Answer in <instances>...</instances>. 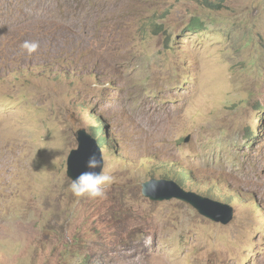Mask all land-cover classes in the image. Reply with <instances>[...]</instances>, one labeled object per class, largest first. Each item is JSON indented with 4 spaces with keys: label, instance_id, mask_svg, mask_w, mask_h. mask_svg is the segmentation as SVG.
I'll use <instances>...</instances> for the list:
<instances>
[{
    "label": "rangeland",
    "instance_id": "rangeland-1",
    "mask_svg": "<svg viewBox=\"0 0 264 264\" xmlns=\"http://www.w3.org/2000/svg\"><path fill=\"white\" fill-rule=\"evenodd\" d=\"M223 5L0 0V264H264V0ZM81 128L103 198L69 189ZM148 180L238 200L224 222Z\"/></svg>",
    "mask_w": 264,
    "mask_h": 264
},
{
    "label": "water",
    "instance_id": "water-1",
    "mask_svg": "<svg viewBox=\"0 0 264 264\" xmlns=\"http://www.w3.org/2000/svg\"><path fill=\"white\" fill-rule=\"evenodd\" d=\"M81 134H79V147L83 150L87 157L91 154H96L98 157L102 154V143L97 136H93L90 132L87 131L86 128H81ZM81 160V157L76 153L74 149L70 156L68 157V170L67 173L70 178H75L80 172L85 171V166ZM98 171V170H97ZM154 181V180H152ZM149 180L143 183L142 190L143 193L150 197L152 200H163V199H171L174 197H178L181 199H186L192 205L198 207V209L207 216L212 218L222 220L224 222H228L232 218V205L229 207L230 210H227L226 213L221 212L218 209L219 200L211 199L209 197L196 195L195 192L191 194L193 197H188L185 194L180 195L176 193L172 187L171 182H167L164 180H158V184L155 192L150 190V186L148 184Z\"/></svg>",
    "mask_w": 264,
    "mask_h": 264
},
{
    "label": "clouds",
    "instance_id": "clouds-1",
    "mask_svg": "<svg viewBox=\"0 0 264 264\" xmlns=\"http://www.w3.org/2000/svg\"><path fill=\"white\" fill-rule=\"evenodd\" d=\"M20 47L22 51L26 52L28 55H32L33 53H36L39 49V43L34 40H25L22 42ZM85 169V171L80 172L75 178H70L69 189L72 195L77 198L85 196L91 198H103L105 195L104 188L111 184L112 177L103 171L102 156L98 157L95 153L89 155L85 163ZM148 184L150 186V190L152 192H155L158 181H149ZM193 191L199 194V196H203L201 193L195 190ZM230 191L233 192L232 190ZM216 200L221 201L220 199Z\"/></svg>",
    "mask_w": 264,
    "mask_h": 264
},
{
    "label": "trees",
    "instance_id": "trees-1",
    "mask_svg": "<svg viewBox=\"0 0 264 264\" xmlns=\"http://www.w3.org/2000/svg\"><path fill=\"white\" fill-rule=\"evenodd\" d=\"M223 2H225V0H205V3L209 6V7H217V8H222L224 5H223ZM200 21L199 19L195 18L194 21ZM93 126V125H92ZM94 128H96L97 130V133H99V128H97V126L94 125ZM173 170V169H171ZM167 174V172H163V174ZM168 175H171L173 178H177V175L178 176H181L178 172L177 173H174V171H171ZM227 195L225 193H222L220 191H215V194L217 195V198L218 199H221V198H224L223 196H226L228 197L230 200H232V202L234 201H237L238 198L236 197V195L234 194V192H231L230 190L227 191ZM210 196L208 197H211V198H214V195L209 193ZM224 194V195H222ZM203 195V194H202ZM203 196H207V195H203Z\"/></svg>",
    "mask_w": 264,
    "mask_h": 264
},
{
    "label": "bare ground",
    "instance_id": "bare-ground-1",
    "mask_svg": "<svg viewBox=\"0 0 264 264\" xmlns=\"http://www.w3.org/2000/svg\"><path fill=\"white\" fill-rule=\"evenodd\" d=\"M20 3V2H19ZM25 6V5H24ZM27 7V6H26ZM26 9V8H25ZM30 9V8H29ZM24 10V9H23ZM30 11H33L34 12V10H30ZM29 11V12H30ZM24 14L26 15V19H27V21H30V20H32L33 18H34V20L36 19L35 17H33V16H31L28 12H25L24 11ZM33 14H35V13H33ZM37 15V14H36ZM42 15H44V14H42ZM43 18V17H42ZM38 20H40V18H37ZM32 22V21H31ZM43 22V21H42ZM42 22H40V24H42ZM30 23V22H29ZM36 23L37 22H35V25H36ZM39 24V23H38ZM31 25V24H30ZM32 26V25H31ZM34 27V26H33ZM103 145V144H102ZM183 250V249H182Z\"/></svg>",
    "mask_w": 264,
    "mask_h": 264
}]
</instances>
